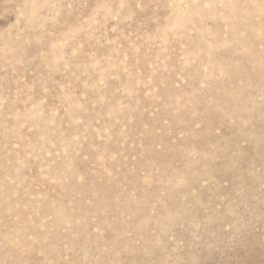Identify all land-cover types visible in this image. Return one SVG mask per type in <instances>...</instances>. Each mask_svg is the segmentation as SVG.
I'll use <instances>...</instances> for the list:
<instances>
[{"label": "rangeland", "instance_id": "374dc122", "mask_svg": "<svg viewBox=\"0 0 264 264\" xmlns=\"http://www.w3.org/2000/svg\"><path fill=\"white\" fill-rule=\"evenodd\" d=\"M0 264H264V0H0Z\"/></svg>", "mask_w": 264, "mask_h": 264}]
</instances>
